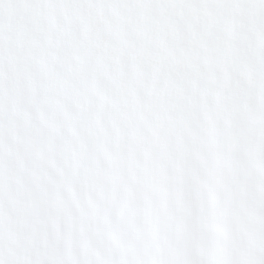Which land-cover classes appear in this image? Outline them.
<instances>
[{
    "label": "clouds",
    "instance_id": "obj_1",
    "mask_svg": "<svg viewBox=\"0 0 264 264\" xmlns=\"http://www.w3.org/2000/svg\"><path fill=\"white\" fill-rule=\"evenodd\" d=\"M0 264H264V0H0Z\"/></svg>",
    "mask_w": 264,
    "mask_h": 264
}]
</instances>
